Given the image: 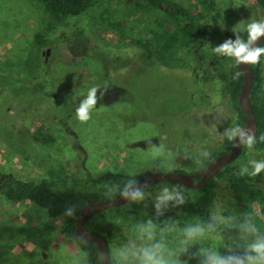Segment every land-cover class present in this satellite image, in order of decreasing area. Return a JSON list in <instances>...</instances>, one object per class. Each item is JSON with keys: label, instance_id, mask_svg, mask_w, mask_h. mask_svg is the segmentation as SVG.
Listing matches in <instances>:
<instances>
[{"label": "rangeland", "instance_id": "374dc122", "mask_svg": "<svg viewBox=\"0 0 264 264\" xmlns=\"http://www.w3.org/2000/svg\"><path fill=\"white\" fill-rule=\"evenodd\" d=\"M170 1L200 15L205 61L186 46L176 65L166 69L131 45L130 37L144 36L163 21L162 10L139 12L99 0L80 16L55 20L37 0H0L1 174L47 179L58 191L88 192L106 173H192L225 151L230 142L225 133L243 121L213 67L224 59L228 73L237 63L213 49L237 35L245 40L247 25L264 21V11L256 0H214L224 21L218 25L199 0ZM110 21L121 23L122 36ZM36 34L51 44L40 49L39 61L33 59ZM261 78L264 91V56ZM93 87L97 103L89 109L91 118L81 122L76 110ZM253 161L264 163V149L243 145L229 173L213 178L208 216L249 251L264 240L252 239L249 230L255 225V232L264 231L254 196H264V171L252 176ZM164 189L183 200L190 194L161 182L142 190L143 199L89 220L87 228L107 240L113 264H140L130 253L154 243L166 246L172 264H205L208 253L218 254L221 234L208 232L200 218L182 220L180 226L178 218L153 214ZM238 195L251 213L247 225L235 224ZM66 218H51L32 202H10L0 194V264H86L74 239L61 231ZM149 221L152 240L142 228ZM196 226L203 234L189 239L186 229Z\"/></svg>", "mask_w": 264, "mask_h": 264}, {"label": "trees", "instance_id": "16d2710c", "mask_svg": "<svg viewBox=\"0 0 264 264\" xmlns=\"http://www.w3.org/2000/svg\"><path fill=\"white\" fill-rule=\"evenodd\" d=\"M43 5L44 11L53 19L59 20L65 17L80 16L90 10L97 4L99 0H37ZM109 4H116L126 7L135 8L139 12H159L162 10L164 17L163 21L159 22L156 27L148 30L144 36L130 37L131 45L143 51L146 58L157 60L162 68H173L179 59L176 58L178 52L190 46L193 53L202 61L205 56L201 53V41L203 39V25L199 22L200 15L193 14L188 8H184L170 0H103ZM211 18L218 25H223L224 21L219 15L218 6L214 0H199L198 1ZM258 5L264 11V0H256ZM109 26L116 30L120 36L123 34V27L118 21L108 22ZM248 37L245 33L244 38ZM36 53L33 56L34 61H39L40 49L50 46L48 40L44 39L40 34L35 36ZM264 47V41L258 45ZM262 58V56H261ZM261 58L257 65H249L253 73V83L250 89V102L253 108L255 120L257 122V133L255 135V143L252 148L264 149V140L260 137L264 136V91L261 78ZM223 62L215 61L217 66L216 77L223 83V89L228 94L233 107L241 115V120L244 122V117L238 106V96L240 86L243 80L242 74L238 68V64L231 68L227 73L223 71ZM34 88V87H33ZM37 88L41 89L39 85ZM29 90V88H27ZM231 146V141L227 144L225 151ZM233 165V164H232ZM231 166H227L220 173H229ZM182 172V171H180ZM242 172L239 169L240 173ZM139 176H125L120 174L106 173L98 177L92 186L91 191L85 192H65L56 190L53 183L47 179L39 181H23L8 174L0 173V194L10 202H32L39 209L46 212L51 218L59 216H67L62 224V233L74 239V221L80 210L88 202H98L108 200L114 197L117 193L123 191L131 185ZM210 179L203 189L198 191H189L186 199V206L193 211L195 215L201 216L204 214L205 208L208 207L210 201ZM260 202L262 215L264 216V196L259 193L254 194ZM250 198V200L255 197ZM237 199L242 200V196L238 195ZM72 210V215H68V211ZM92 218V217H91ZM90 218V219H91ZM89 219V220H90ZM89 220L86 225L89 224ZM207 217H203L206 230L208 232H216L214 224H207ZM245 221L249 223V219ZM178 224L182 226V223ZM211 225V228L209 227ZM253 227L256 229L255 225ZM223 228L224 227H220ZM250 237L264 238V231H250ZM78 248L85 256L86 264H99V255L97 247L92 242L76 241ZM108 244V242H107ZM110 253V252H109ZM249 250L241 244H233L229 250L220 249L218 255L222 258L228 257H245ZM251 254V253H250ZM111 257V256H110ZM111 264L113 261L111 259Z\"/></svg>", "mask_w": 264, "mask_h": 264}, {"label": "clouds", "instance_id": "9594fccd", "mask_svg": "<svg viewBox=\"0 0 264 264\" xmlns=\"http://www.w3.org/2000/svg\"><path fill=\"white\" fill-rule=\"evenodd\" d=\"M248 39L245 42L239 35H237L236 40H227L222 45L215 47L213 50L219 55H224L230 58H235L237 64H249L257 65L260 63L261 56H264V47H253V45L261 38L264 37V21H252L247 25ZM97 88L93 87L89 90L87 95V100L84 101L79 108L76 110L77 118L81 122H87L91 117L89 114V109L94 108L96 100ZM225 136L229 141H233L237 136L240 137L241 144L246 145L251 148L255 143L254 134H249L243 130L240 126H235L231 130L225 133ZM264 140V136L260 137ZM254 166V171L250 173L252 176H257L259 173L264 171V163L252 162ZM244 171H247L245 169ZM128 187H131L129 185ZM125 197L129 195L128 188L126 187L122 193ZM133 201L143 199V192L140 190L135 191L131 194ZM178 199L180 203H183V198L174 196L168 193L167 189H164V194L159 197V203H157L156 208L159 212L161 204L167 201ZM68 215H72V210H69ZM211 228V225L209 226ZM143 231L147 234L149 240L154 239V226L152 222L149 221L148 225L142 226ZM249 230L255 232L254 227L249 226ZM204 228L200 226L189 227L186 229V234L189 239L193 238L197 234H203ZM167 249L162 243H154L150 246H145L140 248L135 252L130 254L133 257L139 259L140 264H172V262L166 258ZM250 253H255L251 255ZM124 255V253H122ZM168 255H171L169 252ZM127 258V257H126ZM205 264H264V240H258L250 246L249 253H246L245 257H228L222 258L216 253H208L207 260Z\"/></svg>", "mask_w": 264, "mask_h": 264}, {"label": "water", "instance_id": "95a60500", "mask_svg": "<svg viewBox=\"0 0 264 264\" xmlns=\"http://www.w3.org/2000/svg\"><path fill=\"white\" fill-rule=\"evenodd\" d=\"M247 39L248 37L245 42ZM263 41L264 37H261L253 47H258ZM48 54L49 49L46 50V56ZM238 68L243 77L238 96V106L244 117V122L241 127L245 132L254 134L255 136L257 133V122L249 98L250 89L253 83V73L249 64H238ZM243 145L244 144H241L240 142V137L237 136L236 139L232 141L231 146L227 151L215 156L199 173L190 174L180 171L147 173L139 176V178L131 184V187H127L129 193L127 197L122 194L123 190L108 200L86 203L75 218L74 239L79 242L94 243L99 255V264H111V257L106 239L87 228L86 223L93 215L111 208L122 206L132 199L131 194L135 191H142L145 188L161 182H173L192 190L201 189L206 185L208 180L214 178L223 168L229 166L238 158ZM196 177H199V179L196 180Z\"/></svg>", "mask_w": 264, "mask_h": 264}, {"label": "flooded vegetation", "instance_id": "af4514ba", "mask_svg": "<svg viewBox=\"0 0 264 264\" xmlns=\"http://www.w3.org/2000/svg\"><path fill=\"white\" fill-rule=\"evenodd\" d=\"M211 62L212 61H210V60H206V63L208 65L211 64ZM216 68H217V66H214V69H216ZM231 143H232V141H231ZM241 152H240V154H241ZM240 154H239V156H240ZM239 156H238V158H239ZM232 164H230L229 166H231ZM200 171L192 172L190 174H196V173H199ZM195 179L198 180L199 177H196ZM170 183L176 185L178 188H180L182 190L198 191V190L203 189V188H201V189H198V190H192V189H187L185 187H182V186H180V185H178L176 183H173V182H170ZM145 189H149V187L145 188ZM186 199H187V196H185V199L183 200L184 201L183 203H180L178 199L167 201V202H165L164 204L161 205L159 212L157 211V208H155L153 210V214L157 215V217H168V216H171L173 219L178 218L181 221L179 223H182V220H190V219H193V218H200L201 220H203V217L209 218L208 216H209V214H211V212H209V211H211V209H212V207H211L212 202H210L211 199L209 201L208 207L205 208V210H204L205 213L202 214L201 216L195 215L193 213V211L190 210L186 206ZM236 199H237V197H236ZM233 206H234L233 208L235 209L237 217H238L237 221H235V224L247 225V222L245 221V219L246 218L249 219L251 217V213L248 211V209L246 207V204L243 203V202H240V200L239 201L237 200V201H235ZM206 223L207 224H210V223L214 224L213 227L216 230L215 233L220 232V234H221V245L219 247V250L222 249V248L225 249V250H229L233 246V244H238V243L234 242L233 238L231 237V234L228 231L225 232V228L224 229L220 228V227H222V225L217 224L215 221L212 222L210 219H208L206 221ZM249 226H251V225H249ZM247 229H246V231H247Z\"/></svg>", "mask_w": 264, "mask_h": 264}]
</instances>
